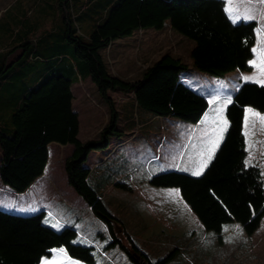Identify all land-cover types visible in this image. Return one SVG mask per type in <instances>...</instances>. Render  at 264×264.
<instances>
[{"label": "trees", "instance_id": "obj_1", "mask_svg": "<svg viewBox=\"0 0 264 264\" xmlns=\"http://www.w3.org/2000/svg\"><path fill=\"white\" fill-rule=\"evenodd\" d=\"M108 7L105 17L86 34L76 22L71 0H59L64 25L61 38L75 47L72 49L63 42L62 48L68 51L52 57L34 55L30 64L34 77L39 75L37 72L47 70L38 82L35 77V83H26V73L15 66L16 62H23L19 52L32 44V38L22 36L16 43L15 38L12 47L0 51V95L8 96V105L11 108L14 104L15 110L8 133L0 124V177L3 184L23 193L44 174L49 145L71 143L74 149L65 161L68 181L115 233L113 222L119 220L105 204L103 195L111 185L132 192V182L125 177H114L105 188H96L92 177L100 170L94 171L85 164L92 151L109 148L111 135L123 136L118 127L120 111L110 91L132 93L135 105L155 116L178 117L191 123H198L210 104L204 93L183 79L188 64L179 57L165 54L149 65L141 78L128 80L111 71L102 51L115 39L131 36L139 29L160 30L169 22L173 29L195 40L191 51L194 67L216 76L236 69L252 71L249 62L255 57L252 49L257 44L259 22L253 19L233 23L225 11L226 0H111ZM51 33L47 31L43 36L49 37ZM39 47L35 45L34 51L38 52ZM53 47L54 43L50 42L49 48ZM67 55L73 61L53 64L52 60L61 61ZM79 77H91L109 108V119L99 138H79L80 114L73 105L72 89ZM2 85L7 86L4 92ZM246 107L264 113V87L244 82L233 94L232 103L226 108L228 128L201 175L168 169L149 177L153 185L179 188L206 230L214 231L219 237L232 223L253 235L264 219V174L259 164H246ZM129 124L138 125L131 118ZM46 216L44 210L22 214L0 207V264H41L55 249H64L71 257L88 264L98 263L95 246L80 243L75 227L57 229L47 223ZM116 241L135 264H142L141 259L147 264H170L179 250L176 247L153 259L134 240L130 247L119 238H113L111 243Z\"/></svg>", "mask_w": 264, "mask_h": 264}, {"label": "rangeland", "instance_id": "obj_2", "mask_svg": "<svg viewBox=\"0 0 264 264\" xmlns=\"http://www.w3.org/2000/svg\"><path fill=\"white\" fill-rule=\"evenodd\" d=\"M110 1L71 0L76 22L84 33L90 34L98 22L105 17L110 7H108ZM233 2L252 3L258 6L255 11L258 13L264 11L259 7L260 0H233ZM255 19L259 22L257 29L258 40L255 46L257 47L264 42V36L259 31L264 28V15L258 14ZM47 31L52 32L51 35L49 37L43 36ZM63 32L64 25L60 16L59 0H0V49H9L22 36L26 37L27 35V38L34 40L32 44L24 47L25 50L23 49L19 52L23 62L21 64L19 61L15 63V66H19L26 73L24 78L26 83H35V72L31 73L30 66L34 62V55L38 53L45 57H52L51 55L56 53L68 51V48H62L61 44L63 42L74 49V44H69L61 38ZM15 38L16 41L12 44ZM50 42L54 43L53 48H49ZM195 43L194 39L173 29L170 23L167 22L166 26L160 30L153 27L139 29L131 36L115 39L111 46L102 51V54L111 71L115 75L128 80L141 78L143 71L149 65L165 54H172L188 64V68L183 71V79L189 85L200 88V91L209 95L210 99L213 96H219L221 99L227 97L228 93L234 91L237 83L242 80V76L257 74L255 69L252 71L236 69L223 76H216L198 69L193 66L191 57V51ZM37 44L40 47L38 52H35L34 47ZM10 59H12V56H10ZM63 60L64 62L73 61L72 57L67 55L66 58L61 57V61L54 59L52 62L53 64H58L63 62ZM17 81L19 82V79ZM1 89L4 92L7 86L2 85ZM74 91L76 94L74 108L80 114L79 138L81 140L99 138L100 131L109 119V108L104 97L91 78L86 80L79 77L78 82L74 83ZM81 92L84 93V100ZM110 94L116 101V106L120 111L118 127L124 133L127 132L129 137H132V141L126 145L128 146L126 148L130 149L132 153L129 156L127 152H122L125 153V159L113 168L115 157L112 155L118 147L116 143L119 138L118 135L113 134L110 137L111 144L106 150L105 159L101 163H95L98 162V158L102 160L103 154H105V150H96L90 153L85 164L94 166L93 169L96 171L100 170L99 173L96 172L92 177V183L96 188H105V184L107 185L114 177H118L120 172L128 167H136L131 176L125 177V179L131 180L132 185L133 182L135 184L132 192L113 185L112 187L109 186L105 190V195H103L105 204L119 220L113 222L115 238H119L122 243L129 247L132 240H134L141 251H145L153 259L161 258L176 247L183 246L184 248L180 253L177 252L170 264H264V239L259 240L256 235L250 237L247 232H242L241 226L236 223L227 225L224 235L219 237L214 231L203 229L201 226L202 222L197 216V219L194 220L183 212L184 210L179 206V203H181V200L185 204L186 202L182 198L181 193H179L181 198L179 201L176 196L169 195L170 192L165 191L167 188L175 189L177 187L156 186L149 182V177L154 173L173 169L174 163L180 158L177 155L179 150H183L180 158V160H183L180 169L191 168L192 161L197 157L193 152V145L202 143L203 130L197 133V129H195L191 136L190 131H192L194 126L191 122L178 117L155 116L151 111L143 107L138 108L133 101L132 93L111 90ZM7 97L0 95V124L8 133L13 125L12 115L15 110L13 108L14 104L11 108L9 107V99ZM213 107L214 105H211L207 114L211 113ZM224 115L228 120L226 113ZM130 118L131 120H136L138 124L133 129L127 128ZM172 120L180 122L178 124L179 145L168 140L161 149L159 142H162L163 138L165 139V130H162V128L168 122H173ZM143 122L146 123L143 124ZM149 122L152 124H149ZM174 124H177V122H174ZM161 131L162 133L160 134ZM248 131V148L251 143V152H253L258 146V139L252 134L251 128ZM150 133L152 134L150 135ZM224 135L225 132L223 137ZM60 145L62 147H59ZM71 146V143L63 145L58 142H52L50 144L46 179L49 174L56 173V179H58L60 184H68L65 161L72 151ZM155 158L157 161L154 160ZM172 158H176L175 162L168 163L167 159ZM257 159L259 160L258 156ZM1 160L2 153L0 151V164ZM254 160L257 161L256 159ZM188 172L191 173V171ZM0 185L2 187H0V204L16 213H23L17 206L25 203L31 193L30 195L27 194L28 192L19 193L11 189L2 183L1 177ZM77 194L75 192V195ZM49 197L46 194L31 196L37 205L48 204L47 207L49 209L52 208L50 210H60V206L58 208L55 206L57 201L49 202ZM52 198L54 197L52 196ZM73 205H77V203L74 202ZM81 207L84 210L77 212L78 216L73 215L72 219L78 217L80 225L87 226L91 224L103 233L102 236L97 238V242H88L83 238H78L80 243L95 246L98 264H135L121 247L120 242L111 243L114 237L111 236L105 221L94 216L89 208H85L86 206L82 205ZM176 217L178 220H176ZM47 223H50V221L47 220ZM237 226L239 230H237ZM145 227L146 230L144 231ZM57 229H61L60 226ZM179 229L181 230L178 231ZM184 229L187 231L194 230L195 236L192 237L191 233L183 232ZM143 231V237L149 236L146 239L137 234ZM177 231L179 236H170L171 234H176ZM256 233H264V219ZM192 242L199 243L192 248H186ZM57 253L58 250H55L53 256L44 257L43 260L52 261L58 259L59 264H79L78 261H76L77 263L73 262L76 260L73 257H71L72 261L64 262V256L58 258ZM141 262L142 264H147L144 259H141Z\"/></svg>", "mask_w": 264, "mask_h": 264}, {"label": "crops", "instance_id": "obj_3", "mask_svg": "<svg viewBox=\"0 0 264 264\" xmlns=\"http://www.w3.org/2000/svg\"><path fill=\"white\" fill-rule=\"evenodd\" d=\"M1 50L2 49H0V51ZM253 70H254V68H253ZM46 71L47 70H41V71L37 72L39 75L35 76L36 77V81L35 82L40 81L42 79V77L47 74ZM90 78L91 77H86L85 79L87 80V79H90ZM77 82H78V80L75 83H77ZM244 82L245 81H243V80L238 82L237 85H236V88L234 89V91L229 92L227 97L230 96L231 99H233V94L240 88L241 84L244 83ZM78 85H77V87H78ZM193 87L200 91V88H197L196 86H193ZM72 89H73V92H74V99H73V105H74V102L76 100V94H75V91H74V84L72 85ZM81 94H82V99L84 100L85 99L84 93L81 92ZM205 95L207 96L208 100H210L209 95H207V94H205ZM210 107H211V105H209V108ZM248 108H251V109H253L256 112H259L257 109H255L253 107H246V109H248ZM208 111L209 110L206 111V113L203 115L202 119L198 123H192V124H194V126L192 127V131H190V135L191 136L193 135L192 132H194L195 129H197V133H198V131L204 130L206 127H208V125H205L204 123H202L205 120L206 116L208 115L207 114ZM225 113H226V110H225ZM259 113H261V112H259ZM261 114H264V113H261ZM245 115H246V113H245ZM171 117L172 116H169L167 118H171ZM172 121L173 122H168L167 124H165V127L162 128V130L163 129L165 130L164 131L165 139L163 138L164 141L162 139V142H159V146L161 145V149L163 148V146H165V144H166V142L168 140H170L171 142L177 143L179 145L180 138L178 137V135H179L178 124H180V122L179 121H175V120H172ZM174 122H177V124H174ZM144 123H146V122H143V124ZM149 124H152V123L149 122ZM228 125H229V121H228ZM127 126H128L127 127L128 129H133V127H134V125H130V124H127ZM253 131L255 132V134H254L255 138L258 139V146L253 152H251L252 153V159H251L249 164H252V163L259 164L261 166L263 174H264V131H262L260 129L259 125H257L255 130L252 129V133H253ZM244 132H245V124H244ZM161 133H162V131L160 132V134ZM151 134L152 133H150V135ZM246 140H247V149H248V157H247V161H248L249 160V155H250V150L248 148V136L246 137ZM131 141H132V137H129L127 132L123 133V136L118 138V141L116 143V146H118V147H117L116 151L112 155L113 157H115V161L113 162L114 163L113 167H116L117 165H119L123 161V159H125V153H122V152H127L129 154V156L131 155L130 153H132V151L130 152V149L126 148V147H128L126 145H128ZM201 145H202V143H196L195 145H193L194 146L193 147V152H194L195 156L200 151V146ZM59 147H62V146L60 145ZM157 147H158V144H157ZM73 149H74V145L72 144L71 150L73 151ZM106 150L104 152L105 154H103L104 155L102 157L103 159L100 160L101 158H98L99 159L98 162H95V163H101V161H103L105 159V156L107 154ZM72 151H71V153H72ZM182 154H183V150H179L177 155H178V157L181 158ZM160 156H161V153H160ZM257 156H258L259 160L257 159ZM180 158H179V160L176 161V163H174L175 165H174V167H172L173 169H180L181 168L183 160H180ZM175 159L176 158L167 159V161H168V163H170V162L172 163V161L175 162ZM254 159H256L257 161H255ZM154 160L157 161L156 158ZM99 165H101V164H99ZM48 166L49 165L47 164V167ZM47 167L45 169L44 174L42 176H40L39 178H37L35 180V182L31 185V187L27 191H25L23 193H27L28 192L27 194H29V195L31 193V196H33V195L39 196L41 194H46V195L50 196L49 200H48L49 202L50 201H57L55 206H57L56 208H58L60 206V210L57 209V211L56 210L52 211V210H50L52 208L49 209L47 207L48 204L37 205L36 202L31 198V196L30 197L28 196L29 198L26 199V202L25 203H21V205L18 204L17 207L21 211H23L22 214H33V213H37L39 211L44 210V211L47 212L46 221L49 220L50 221L49 224H51V225L58 224L60 226V228H63L65 226H73V227H75L78 230V238L79 237L83 238V239L87 240L88 242H97V238L103 235V233H101V231L97 227H94L91 224H89L87 226L80 225V219L78 217H76V219H72L73 215L78 216L76 213L79 212V211H83L84 210V209H81L82 205L86 206L85 208H89L92 211L91 207L89 206V204L86 202V200L82 196H80L79 194L75 195V192L77 193V191L73 188V186L69 183V181L67 182L68 183L67 185L60 184L58 179H56V176H57L56 173H53L51 175L49 174L48 178L46 179L45 176H46V172H47L46 171ZM92 168H94V166ZM135 168L134 167H132V168L128 167L126 170L120 172L118 177H127V176L129 177V176H131V174L133 173V170H135ZM94 171H96V170L94 169ZM67 178H68V174H67ZM134 185L135 184L133 182V186ZM112 186L113 185H111L110 187H112ZM0 187H1V185H0ZM175 189H177V190H175ZM175 189L174 188H167L165 191L166 192H170V193H172V192L181 193L179 188H175ZM104 195H105V192H104ZM52 196L54 198H52ZM176 197L178 198L179 201L181 200L180 194L178 196H176ZM74 202H76L77 205H73ZM179 206H181L183 208V210H184L183 212H185L190 218H192L194 220L197 219L196 218L197 214L193 211V209L189 206V204H187V203L185 204L181 200V203H179ZM0 207L2 209H5V210H11L10 208L4 207L1 204H0ZM93 214H94V216L98 217L94 212H93ZM177 217H176V220H178ZM201 226H202L203 229H206L205 226L203 225V223L201 224ZM241 229H242V232H243L244 230H243L242 227H241ZM143 230L145 231L146 227ZM180 230L181 229H179L178 231H180ZM144 231L143 232H138L137 234L140 237H143L144 236L143 235ZM178 231H177L176 234H171L170 236H179L178 235L179 234ZM185 231H186L187 234L191 233L192 237L195 236L194 235L195 234L194 230L193 231H191V230L187 231L186 229H184L183 232H185ZM255 233L253 235H256L257 239H259V240L264 239V233H261V234H257V233L255 234ZM110 234H111L112 237H114V238L116 237L115 233H113L111 230H110ZM253 235H250V237L253 236ZM241 236H244V235H241ZM147 237H149V236H145V237H143V239L144 238L146 239ZM198 243L199 242H196V243L192 242L188 246H186V248H190V247L192 248L194 246H197ZM178 248H179V250L177 252L180 253L181 250L184 247L183 246H179ZM55 250L59 251L60 249H55ZM55 250H54V253H55ZM54 253H53V255H54ZM71 259H72L71 256L64 250V262L72 261ZM76 261H78L79 264H85V262H83L81 260H78V259H76L73 262L77 263Z\"/></svg>", "mask_w": 264, "mask_h": 264}, {"label": "snow or ice", "instance_id": "obj_4", "mask_svg": "<svg viewBox=\"0 0 264 264\" xmlns=\"http://www.w3.org/2000/svg\"><path fill=\"white\" fill-rule=\"evenodd\" d=\"M257 5L252 3H242L233 2V0H227L226 3V14L230 17L233 23L240 22L242 20H252L257 17L258 14L264 15V11L258 13L255 11ZM259 7L264 10V0H260ZM260 34L264 36V28H261ZM255 53V58L251 60L250 65L256 70V75L252 76H242L241 79L245 82L256 83L261 87H264V42L260 43L257 47L252 49ZM232 103L230 96L221 99L219 96H213L209 100L210 105H214L211 113L206 116L205 120L202 122L208 125L203 130L202 146L197 154V157L192 161L191 168H185L184 171H191L193 176H199L203 173V170L207 167L208 163L213 158L216 149L219 147L221 141L223 140V134L228 128V121L225 118V110L229 104ZM245 136L249 135V129L255 130L257 125L260 129L264 131V114L254 111L251 108L245 109ZM253 135L255 132L253 131ZM250 155L249 160L246 161L250 163L252 159L251 148L252 144L249 145ZM169 195L178 196V192L169 193ZM53 227H59L58 224H54ZM237 230L238 226H237ZM64 250L60 249L57 253V257H63ZM41 264H59V260H42Z\"/></svg>", "mask_w": 264, "mask_h": 264}]
</instances>
